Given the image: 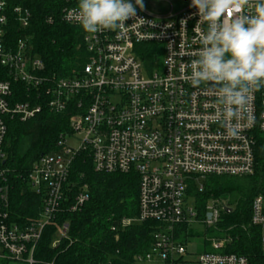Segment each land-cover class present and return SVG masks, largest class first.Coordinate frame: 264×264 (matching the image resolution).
<instances>
[{
    "label": "built area",
    "instance_id": "1",
    "mask_svg": "<svg viewBox=\"0 0 264 264\" xmlns=\"http://www.w3.org/2000/svg\"><path fill=\"white\" fill-rule=\"evenodd\" d=\"M62 1V22L82 28L76 20L78 0ZM190 2L142 0L143 8L137 6L122 30L84 31L87 63L61 77L49 74L33 53L26 33L31 12L0 0V70L7 75L0 80V261L38 264L35 255L47 228L55 229L53 248L67 238L69 225H57L62 206L72 195L67 207L76 212L90 199L87 185L70 182L73 162L85 155L96 173L139 177L138 215L122 220L121 227L158 226L149 252L136 264H248L244 257L223 253L227 240L211 237L205 238L212 252L188 260L187 244L194 237L185 239L187 232L195 226L218 230L230 208L227 199L211 198L200 217L187 193L189 183L201 193V182L209 177L254 175L256 137L264 134V89L250 92L238 116L221 123L215 88L192 86L190 64L198 58L207 24ZM257 2L249 0L234 14L253 15ZM147 46L156 52L151 66L142 60ZM16 86L24 89L23 101ZM44 109L70 114L69 132L60 136L57 151L41 155L28 173V185L42 200L38 217L15 220L2 168L8 123L29 122ZM230 128L237 129L235 135ZM251 223L261 228L264 254L262 196L253 201Z\"/></svg>",
    "mask_w": 264,
    "mask_h": 264
},
{
    "label": "trees",
    "instance_id": "2",
    "mask_svg": "<svg viewBox=\"0 0 264 264\" xmlns=\"http://www.w3.org/2000/svg\"><path fill=\"white\" fill-rule=\"evenodd\" d=\"M12 3L31 12L32 20L26 33L32 38L33 53L44 60L49 74L69 77L73 71L83 68L88 59L83 44L84 30L62 22L64 1L12 0ZM153 49L147 46L143 54L142 60L147 66L157 58ZM6 79V72L0 70V80ZM16 92L21 94L18 101H23L24 89L16 86ZM69 117L70 114L56 115L44 109L29 122L13 119L8 123L2 168L6 172L10 212L15 220L38 217L42 200L32 192L27 176L41 155L57 151L60 136L69 132ZM256 138L254 175L209 177L203 184V192H199L195 182L189 183L187 192L194 199L200 217L211 198L229 199L232 211L222 216L219 226L222 232L210 229L207 235L227 240L223 253L244 257L248 264H264L261 228L251 223L254 199L264 198V134L258 133ZM92 163L85 155L73 162L70 182L77 187L87 185L90 199L76 212L67 207L72 195L65 202L57 225H69L67 238L53 248L55 229L47 228L35 255L38 264H136L138 256L149 252L157 223L121 227L122 220L138 215L139 177L134 173H96ZM194 236L190 230L185 239ZM196 236L201 237V234Z\"/></svg>",
    "mask_w": 264,
    "mask_h": 264
},
{
    "label": "clouds",
    "instance_id": "3",
    "mask_svg": "<svg viewBox=\"0 0 264 264\" xmlns=\"http://www.w3.org/2000/svg\"><path fill=\"white\" fill-rule=\"evenodd\" d=\"M249 0H191L206 22L198 58L191 61L192 86L208 83L218 92L221 123L237 117L247 95L264 89V0L253 15H235ZM142 0H78L76 20L87 33L122 30ZM232 13V15H230ZM223 18V19H222ZM235 135L236 128L228 129Z\"/></svg>",
    "mask_w": 264,
    "mask_h": 264
},
{
    "label": "rangeland",
    "instance_id": "4",
    "mask_svg": "<svg viewBox=\"0 0 264 264\" xmlns=\"http://www.w3.org/2000/svg\"><path fill=\"white\" fill-rule=\"evenodd\" d=\"M205 180L202 181L201 183L204 184ZM227 199V198H226ZM225 199V200H226ZM228 203H229V199H227ZM191 231L195 234L199 233L201 234L200 238H196L194 236V239H191V241H188V250H189V254L190 256L188 257V260L194 261V259L196 260V258L204 253V252H212V248H211V244L209 241H206L205 237H209L210 235L207 236V230L205 228H203L202 226H195L191 229ZM215 232H222V230L219 228L218 230H216ZM196 238V239H195ZM214 238V237H211ZM2 264V263H0ZM8 264H15V262H8ZM16 264H21V263H16ZM144 264H152V263H144Z\"/></svg>",
    "mask_w": 264,
    "mask_h": 264
},
{
    "label": "water",
    "instance_id": "5",
    "mask_svg": "<svg viewBox=\"0 0 264 264\" xmlns=\"http://www.w3.org/2000/svg\"><path fill=\"white\" fill-rule=\"evenodd\" d=\"M231 208H228L227 210H226V213H231Z\"/></svg>",
    "mask_w": 264,
    "mask_h": 264
},
{
    "label": "crops",
    "instance_id": "6",
    "mask_svg": "<svg viewBox=\"0 0 264 264\" xmlns=\"http://www.w3.org/2000/svg\"><path fill=\"white\" fill-rule=\"evenodd\" d=\"M0 263H2V264H8V262H2V261H0Z\"/></svg>",
    "mask_w": 264,
    "mask_h": 264
}]
</instances>
